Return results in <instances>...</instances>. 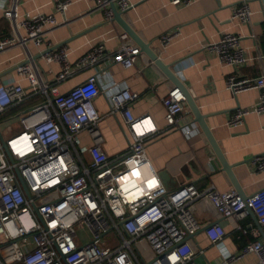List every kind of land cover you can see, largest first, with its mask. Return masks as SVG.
Segmentation results:
<instances>
[{
    "label": "built area",
    "instance_id": "2783aa9c",
    "mask_svg": "<svg viewBox=\"0 0 264 264\" xmlns=\"http://www.w3.org/2000/svg\"><path fill=\"white\" fill-rule=\"evenodd\" d=\"M49 1L51 11H20V0H0L9 24L8 33L0 38V54L15 47L20 51L11 65L13 78L0 79V113L33 101L0 121V125L18 123L17 129L9 124L0 127L7 148L0 140V264H231L248 254L255 256L256 264H264V242L257 231L240 223L250 215L249 208L264 232V188L244 196L233 188L220 191L212 183L199 187L193 180L168 188L146 154L155 125L150 117L135 116L131 110L137 92L109 86V110L102 114L95 106L100 92L104 94L99 73L59 90L60 83L92 67L102 73L112 64L131 68L141 51L122 31L115 51L97 41L71 61L68 46L52 47L45 36L67 23L72 0ZM92 1L95 9L104 11L106 21H113L110 1L122 16L132 7L128 0ZM170 3L187 6L192 0ZM251 15L246 0L232 7L231 19L239 23L249 24ZM176 35L175 31L163 34L159 41L165 45ZM240 39L239 33L222 32L203 47L233 68L225 81L232 93L262 91L259 113L264 111V72L255 77L238 74V67L248 60ZM44 45L47 48L32 53L30 47L39 50ZM40 59L56 64L58 70L44 71ZM185 101L177 86L162 97L167 128H185L181 120L189 110ZM249 112L236 109L227 125L242 124ZM116 114L123 117L126 147L110 155L103 147L99 124ZM84 135L90 139L87 145ZM251 163L264 170L263 155ZM197 204L229 220L237 238L249 232L257 238L236 252H221L212 263L206 248L221 245L226 230L218 220L202 223L193 212ZM199 234L207 246L197 240Z\"/></svg>",
    "mask_w": 264,
    "mask_h": 264
},
{
    "label": "crops",
    "instance_id": "0c3cea01",
    "mask_svg": "<svg viewBox=\"0 0 264 264\" xmlns=\"http://www.w3.org/2000/svg\"><path fill=\"white\" fill-rule=\"evenodd\" d=\"M128 1L132 7L123 18L142 39L150 42L157 56L170 66V70L186 86L200 112L207 115L206 124L226 160L234 165V174L241 190L248 194L264 188V170H259L251 163L255 156H264V111L256 112L262 99V91L251 89L238 94L232 93L227 89L225 81L233 68L222 64L214 51L203 47L205 43L216 41L222 32L239 33L240 44L248 60L238 67V74L255 77L264 72V0H246L252 11L249 24L231 19L232 7L241 0H192L187 6L173 5L170 0ZM20 2V11L52 10L49 0ZM66 17L67 23L45 38L52 47L67 40L65 45L70 48L71 61L97 41H102L110 51L118 48L119 35L123 30L116 22L106 21L104 11L95 9L92 0H72ZM8 25L0 11V38L8 33ZM172 31L177 32V35L162 45L159 38ZM30 48L33 54H37L47 47L44 45L39 50ZM19 52V48L15 47L0 54L1 81L13 78V72L9 70L18 61L15 55ZM39 65L44 71L51 69L54 73L58 70L56 64H46L41 59ZM98 73L104 92H100L95 99V106L100 113L107 114L109 110L106 100L109 86L128 87L138 93V99L131 110L135 116L150 117L155 125L156 130L146 145V154L156 171H168L172 182L166 187L174 188L193 180L199 187L212 183L220 191L233 188L227 175L220 170V163L206 137L197 124L191 122L189 110L184 112V118L181 116L185 128H167L161 99L175 85L145 53L141 52L135 65L128 69L112 64L105 73L100 72L97 67L83 70L60 83L59 90L66 91L89 75ZM32 103L33 101L25 102L21 109ZM238 108H247L250 112L244 117L242 124L227 125L228 118ZM99 128L104 137L103 147L108 154H116L125 149L123 117L120 114L107 115L101 120ZM82 140L84 145L90 142L86 135ZM201 206L195 205L193 212L202 223L208 222V219L218 220L226 230V237L221 245L206 248L207 258L215 263L221 258V252H236L244 241L243 237L237 238L238 231L232 228L229 220L211 211H203ZM240 223L247 229L257 231L263 241L259 228L250 215ZM250 234L252 232L247 235ZM197 240L202 246H207L202 234H199ZM231 264H256V258L253 254H248Z\"/></svg>",
    "mask_w": 264,
    "mask_h": 264
},
{
    "label": "water",
    "instance_id": "95a60500",
    "mask_svg": "<svg viewBox=\"0 0 264 264\" xmlns=\"http://www.w3.org/2000/svg\"><path fill=\"white\" fill-rule=\"evenodd\" d=\"M109 7H110L112 14H113V21L116 22L121 27V29L130 37V39H132L138 45L140 51L145 53L149 57V59L161 70V72L166 76V78L169 79L173 85H175L181 89V91L183 92V94L185 96V100H186L185 102H186L187 108L189 109V111L191 113L192 122L197 124L198 128L202 131V133L206 137L207 142L209 143L213 154L215 155L216 159L220 163V170L223 171L227 175V177L229 178V181L232 184L233 188L237 192H239L242 196H244V192L241 190L239 182H238V180L234 174V170H233L234 165L229 163L226 160V158L223 155L217 141L215 140L210 129L208 128V125L206 124L205 118L207 117V115L200 112L194 98L189 93L186 86L183 83H181V81L170 70V66L168 64L164 63L157 56V54L151 48L150 42H147L144 39H142L134 31V29L125 21L121 12L118 11V9H117V7L113 1H110ZM66 42H67V40H63L62 42L58 43L54 47H59V46L65 44ZM13 69H14V67L11 68L9 71H12ZM0 140H1L2 147L4 149H6V151H7L5 141L2 139L1 135H0ZM158 175H159V177H160V179L164 185H168L172 182L168 171H166V170L159 171ZM22 184L24 186L26 193L28 194L27 189H26L23 182H22ZM248 210H249L250 216L253 218V220L255 221V224L259 228L261 237L264 241V232H263L262 228L257 224L256 218L253 215V213L251 212V210L249 208H248Z\"/></svg>",
    "mask_w": 264,
    "mask_h": 264
},
{
    "label": "rangeland",
    "instance_id": "374dc122",
    "mask_svg": "<svg viewBox=\"0 0 264 264\" xmlns=\"http://www.w3.org/2000/svg\"><path fill=\"white\" fill-rule=\"evenodd\" d=\"M22 105L24 106V103ZM22 105L15 107L13 109H9L3 113H0V121H4V120L8 119L9 117H11L12 115H15L16 113H18V111L20 110L19 107H22ZM12 111H14V113ZM8 124L10 125L11 129H17L18 128V126H16V122L14 120H12V121H6L5 123H1V125H0L1 129H3L4 126L6 127V125H8ZM14 264H20V263H14Z\"/></svg>",
    "mask_w": 264,
    "mask_h": 264
},
{
    "label": "trees",
    "instance_id": "16d2710c",
    "mask_svg": "<svg viewBox=\"0 0 264 264\" xmlns=\"http://www.w3.org/2000/svg\"><path fill=\"white\" fill-rule=\"evenodd\" d=\"M17 107H18V106H17ZM23 107H24V106L19 107V109H21V108H23ZM12 112L14 113V111H12ZM13 113H12V114H13ZM241 237H243V241H244L243 245H244L246 242H248V241H252V240H254V239L257 238V237H254L252 234H250V235H245V236L242 235V236H240V238H241ZM243 245H242V246H243ZM242 246H241V247H242Z\"/></svg>",
    "mask_w": 264,
    "mask_h": 264
},
{
    "label": "bare ground",
    "instance_id": "6f19581e",
    "mask_svg": "<svg viewBox=\"0 0 264 264\" xmlns=\"http://www.w3.org/2000/svg\"><path fill=\"white\" fill-rule=\"evenodd\" d=\"M131 173L129 172L127 176H129ZM234 189V188H233Z\"/></svg>",
    "mask_w": 264,
    "mask_h": 264
}]
</instances>
